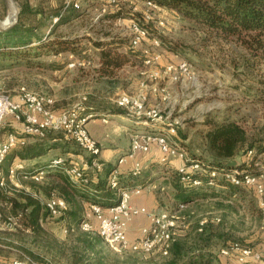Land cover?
Segmentation results:
<instances>
[{"label": "rangeland", "instance_id": "374dc122", "mask_svg": "<svg viewBox=\"0 0 264 264\" xmlns=\"http://www.w3.org/2000/svg\"><path fill=\"white\" fill-rule=\"evenodd\" d=\"M15 1L20 10L23 0ZM29 1L37 3L39 0ZM42 1H45L47 9L58 7L61 12L72 7L66 6V0ZM80 5L76 10L80 16L76 18L71 17L60 23V20L55 22L54 17L38 27V19L34 17V21L30 23H35V31H57L58 34L77 39L79 43H88L92 50V42L98 39L111 41L124 38L127 39V47H131V20L144 21L146 16H150L153 19L148 21L151 34L157 35L161 40V45L156 47L158 52H162L161 60L146 66L143 60L132 57L131 62L120 70L119 77L115 81H109L100 78L96 72V57H92V64L87 66L55 68L52 65L60 62L63 57L69 55L76 59V55L66 52L38 57L32 51L26 58L20 56L19 59H9L7 56H0V92L17 96L19 87L25 85L29 89L53 97L58 108L68 109L82 102L85 107L86 103L93 101L111 108L122 107L127 114V108L120 102L121 95L135 96L144 91L147 95L145 110L155 109L164 121L176 122V137L183 140L182 143L179 140V143L186 147L190 154L206 161L209 156L202 140V132L207 128L203 123L205 119H218L230 113L241 118L249 130L264 122V83L259 82L264 81V62L258 66V72H255L258 80L245 78L244 69H237L233 64V59H241L239 48H232L231 44H218L213 40L204 44L202 32L193 29L177 10L168 9L169 7L163 11L156 10L147 6L144 0H81ZM104 6L106 12H102ZM118 11L122 14L115 19L108 15V12ZM7 15V1L0 0V18L4 19ZM158 17H165L164 25L156 26ZM55 25L58 27L55 28ZM150 44V41H144L136 49ZM180 58L187 59L193 65L196 75L193 80L182 83L171 81L165 76L154 78L151 75L152 72L162 73L166 62ZM39 59L46 61V65L36 64ZM249 83L253 85L250 86L253 94L259 95L261 100L244 97L243 91ZM154 86L166 89L168 98L165 101L153 89ZM111 111L107 110L113 114H103L102 110L92 112L85 122L87 131L102 149L100 157L109 158L114 163L119 156L115 158L114 153L120 150L124 161L120 163L118 160V164L133 167L136 161H140L145 170L148 167L144 166V161L148 156L151 159H161L162 151L156 142H153L147 151H137L133 155L129 153L137 131L148 130L147 127L151 125L159 128L157 130H164L165 125L162 122L151 120L144 124L139 122V117L127 115L129 118H126L125 113L120 115ZM63 135L65 136V133ZM64 139L69 138L65 136ZM28 141H34L33 137ZM59 153H63L59 148L48 149L41 157L20 158L22 162L19 165L31 169L35 163L42 165ZM262 155L263 153L258 154L256 159L250 162L251 166L248 162L246 166L258 171L264 165ZM18 156L20 154L16 155V160ZM177 158L178 156H170L167 162L171 165ZM76 159V165L81 167L83 156L77 155ZM235 159L239 161L237 157ZM13 160L12 157L5 161L4 171H8ZM20 166L13 175L5 173L6 182L0 186V264H75L81 255L84 256L83 261L86 264H188L189 258L199 253L218 254L221 247L233 239L253 246H259L264 240V193L259 194L249 187L245 194L231 197L227 191L217 187V190L200 189L195 192L196 196L192 200L176 202L172 193L163 190L168 186L169 179L157 176L145 185L142 192L146 195L161 193V196L156 198L159 204L167 206L168 209L179 208V213L185 221V226L180 229L175 240L185 245L181 256L176 259L172 251L167 255H161L159 252L149 255L135 252L117 253L112 251L104 240L94 243L91 247L92 233L83 230L79 224L69 225L63 217L52 216L47 211L46 200L51 193L59 191L57 184L60 177L45 175L47 170H41V167L36 168L33 174L27 173V170ZM61 173L67 174L66 170ZM261 181L264 184V177ZM27 197L36 200L41 207L40 221L47 234L34 232L30 223L28 224L29 216L25 215H30L33 206H25ZM85 203L86 214L90 208L87 201ZM181 203L183 206H179ZM19 213L23 214L21 225L15 226L9 218ZM216 218H220V221L214 220ZM202 219L208 221L204 230L202 229L204 240L198 236ZM146 223L144 216L138 217L133 222V232ZM66 227L69 228L68 231H65ZM206 240L208 244H205Z\"/></svg>", "mask_w": 264, "mask_h": 264}, {"label": "trees", "instance_id": "16d2710c", "mask_svg": "<svg viewBox=\"0 0 264 264\" xmlns=\"http://www.w3.org/2000/svg\"><path fill=\"white\" fill-rule=\"evenodd\" d=\"M154 3L175 9L180 16L187 20L193 29L202 32V41L204 44L209 40H213L218 44H231L232 48H239L240 58L233 59L235 68H243L245 78L251 80H258L255 72H258V66L264 62V0H151ZM45 1L39 0L37 3H31L29 0L21 2V9L19 12V20L17 23L7 29L0 31V56H7L11 59H19L20 56L29 57L33 51L38 57L73 53L78 57L89 58L96 56L100 62L98 67H95L96 72L100 78H105L109 81H115L120 75V70L129 62L131 58L135 57L139 60L144 59L143 52L140 49L127 47V39H114L106 41L104 39L94 40L92 42V50L89 53H83L85 49L90 46L88 43H79L77 39L58 34L57 31H49L48 33L35 31L34 17L38 19L36 24L41 27L42 24L51 21L58 16L60 23L68 20L71 17L78 15L77 8L69 7L62 11L58 7H50L47 9ZM121 11L108 12V15L114 19L121 16ZM139 22H143L139 20ZM59 23V24H60ZM58 24V25H59ZM55 25L54 27H58ZM152 35V34H151ZM33 56V55H31ZM239 60L241 63H239ZM70 61L69 55L63 57L60 62L54 63L53 67L67 66ZM36 64L42 66L46 65V61L39 59ZM82 67V66H81ZM263 84L264 81H259ZM249 83L244 89V97L261 100L259 95L253 94ZM47 95V94H46ZM256 95V96H255ZM253 101V100H252ZM52 108L55 111H60L63 108L55 106ZM55 106V107H54ZM112 110L114 113L126 112L122 107H109L94 103L90 101L86 103L85 109L81 110L80 114H89L92 111ZM207 128L202 132V140L204 149L208 153V161L201 159L198 156L191 154L195 159H198L206 168L220 169L223 167L231 168L228 162L238 156H243V162L237 161L234 167H246L247 162L253 156H247L250 150H254L255 156L264 152V122L258 125L255 129H247L242 123L241 118L236 117L230 113L225 114L221 118L208 117L203 121ZM155 130V129H154ZM153 131V129H152ZM9 132H15L19 139L25 138L24 144H18L12 149L6 160L15 157L17 154L19 158H33L41 157L46 154L48 149L59 148L63 153L57 154L55 158L62 157V161L57 166H52L51 158L46 163L40 165H32L31 169L27 168V173H34L36 168L46 169L45 175H57L60 181L57 184L59 191L51 193L60 196L68 203V209L60 215L69 225H78L81 219L85 216L86 206L85 201L91 203L96 202L101 205L111 204L117 199L119 190L131 189L140 186L141 183L154 180L152 171L158 172V177H166L169 179V184L163 190L172 193L176 202H186L192 200L196 191L204 189L221 188L228 192V196H237L246 193L249 188L246 184H235L225 177L217 176L211 177L210 173L203 170H187L185 173L180 172L179 166L173 167L168 162L151 164L149 169H143L142 173L134 174L130 172H121L117 166L110 162L102 160L103 166L99 170L93 167L82 169L84 175L88 178L87 181L80 179L75 181L67 173L63 175L61 172L65 168H69L77 163L76 156L82 155L87 162H91V156L78 145L75 140L64 139L62 130H49L43 137L26 134L22 129V124L16 122L11 117L7 118L2 127L3 137L6 138ZM63 132V133H61ZM33 137L34 141H28ZM60 138L54 140L53 138ZM177 138V137H176ZM182 143L181 138H177ZM160 150V149H159ZM70 152L73 155L69 154ZM56 155L55 153H53ZM5 163V162H4ZM2 163L0 166L3 169ZM61 170H59V169ZM155 168V169H154ZM117 169L118 182L115 186L110 183L111 172ZM94 170L95 173H92ZM104 172V174H102ZM184 177V178H183ZM195 179L203 181L201 185L194 183ZM212 180L213 184L208 181ZM144 186V185H143ZM217 190V189H216ZM142 192V191H141ZM28 201L25 206H33L29 216L28 224L36 233L47 234L46 229L42 226L41 207L38 202L31 197H27ZM168 207H164L167 209ZM163 209V210H164ZM48 211V210H47ZM26 213V212H25ZM44 216V215H43ZM217 222L220 218L214 219ZM208 224H204L203 228ZM198 230V236L203 238L202 230ZM202 228V229H203ZM204 230V229H203ZM89 232V231H87ZM90 237L92 238V247L94 243L104 240L100 234L95 232ZM210 236L207 237L209 240ZM206 240L205 244H208ZM231 241H240L233 239ZM200 242V241H199ZM241 242V241H240ZM204 244V245H205ZM185 245L181 241H174L169 253L172 251L173 256L179 258L183 253ZM199 247V245H198ZM184 249V250H183ZM86 251H83L85 253ZM82 256V255H81ZM79 257L75 264L84 263V256ZM73 262V261H72ZM71 262V263H72ZM228 260L220 254L199 253L192 256L188 260V264H227ZM73 264V263H72Z\"/></svg>", "mask_w": 264, "mask_h": 264}, {"label": "built area", "instance_id": "2783aa9c", "mask_svg": "<svg viewBox=\"0 0 264 264\" xmlns=\"http://www.w3.org/2000/svg\"><path fill=\"white\" fill-rule=\"evenodd\" d=\"M115 2L116 0H110ZM81 0H66V6L80 8ZM147 6L156 10H164L168 8L154 3L151 0H144ZM170 9V8H168ZM102 12H106V7L102 8ZM154 18V17H153ZM55 22L58 17L54 18ZM146 20V21H145ZM141 23L138 20H131L129 34L130 46L139 48L144 41H150V45L141 48L146 66H151L162 58V52H158L156 47L161 45V40L156 35H151V29L148 21L153 20L152 17L146 16ZM165 17H158L156 26L165 24ZM68 66H85L91 63L90 60L73 58ZM154 78L165 76L171 81L186 82L195 78V70L190 61L184 58L171 60L165 63L162 73L152 72ZM153 89L165 101L168 98V93L165 88L154 86ZM147 95L144 91L138 92L135 96L123 94L120 102L127 108V115L139 117L140 121L148 124L151 120L162 122L165 125L163 130H145L137 131L132 139V150L129 155H133L137 151H147L151 148L153 142H156L161 151V161L167 162L168 157L178 156L182 160L179 165L180 172L185 173L187 170H203L210 173L211 177L222 176L235 184H246L254 188L259 194L264 193V184L261 179L264 177V165L258 171L252 170L250 167H223L220 169L206 168L198 159H195L188 152V149L182 146L175 138L178 125L175 122H168L161 119V115L157 110L151 109L146 111L144 103ZM54 98L50 95L29 89L22 85L18 89V95L13 96L10 93L0 92V165L6 161L7 156L14 147L18 144H24L26 139H19L15 132H9L6 138L3 137L2 127L7 118L11 117L16 122L22 124V129L26 134L43 137L49 130H62L66 138L75 140L78 145L91 156V162H87L83 157V165L78 167L76 164L69 168H65L66 172L73 179L88 178L84 175L82 169L93 167L95 170L102 168L103 163L100 157L102 149L100 145L91 137L86 129L85 122L88 120L89 114H80L85 107L83 102L76 104L72 108L55 111L52 108ZM167 122V123H166ZM166 123V124H165ZM262 158L264 159V152ZM259 153V154H261ZM247 156H253L248 161L251 166V161L255 160L254 150H250ZM13 162L8 171L0 169V186L6 182L5 173L13 175L19 168V163L22 162L18 157H13ZM62 157H57L52 160V166H57L61 163ZM124 158L120 157L119 162H123ZM249 166V165H248ZM23 170L27 168L20 166ZM82 168V169H81ZM42 170V169H41ZM143 167L140 161H136L132 171L134 174L142 173ZM184 178V177H183ZM110 183L115 186L118 182L117 169H114L110 174ZM196 185L203 183L200 179H195ZM213 184L212 180L208 181ZM142 187L137 186L131 189L119 190L117 199L108 205H101L96 202L89 204L90 210L81 219L79 226L89 232H97L106 242L107 246L114 252H135L144 255H149L159 252L161 255L169 254L173 242L176 240L180 229L185 226L184 217L179 213V208L164 209L161 211L153 210L146 205L137 204L132 201L134 194H139ZM48 212L52 216H60L68 209L66 200L55 194L51 195L45 203ZM179 206H183L181 203ZM144 216L147 223L139 227L135 232H131L133 222ZM23 214L9 218L12 224L20 226ZM207 219L200 221V230H202ZM30 228L29 225H27ZM69 228L66 227L65 231ZM220 254L227 258V264H264V240L259 246H253L240 241H230L225 246L221 247Z\"/></svg>", "mask_w": 264, "mask_h": 264}, {"label": "crops", "instance_id": "0c3cea01", "mask_svg": "<svg viewBox=\"0 0 264 264\" xmlns=\"http://www.w3.org/2000/svg\"><path fill=\"white\" fill-rule=\"evenodd\" d=\"M78 16H80L79 14L77 15V16H75V18L76 17H78ZM91 51V47H89L88 49H85L84 51H83V53H89ZM71 54V53H70ZM93 57H96V56H93ZM70 58V61L72 60V58H71V56L69 57ZM76 58H79V59H86V60H90L91 61V63H89V64H87V65H90V64H92V57H89V58H83V57H78V56H76ZM97 59H98V57H96ZM69 61V62H70ZM69 62H68V64H69ZM98 62V64L96 65V67H98L99 66V64H100V62H99V60L97 61ZM86 65V66H87ZM68 66V65H67ZM92 112H95V111H92ZM91 112V113H92ZM122 113H125V117L126 118H129L128 116H127V114H126V112H122ZM122 113H116V114H120V115H123ZM103 114H113V113H109V112H107V111H105ZM141 127V126H140ZM148 128V130H152V129H155V130H157V129H159V128H155L154 126H149V127H147ZM150 128V129H149ZM54 140H58V139H60V138H53ZM69 154H72L73 155V153L72 152H70ZM117 155H119L118 157H117V159H115V160H117V161H114V163H112L111 162V159H109V158H107V159H103V157H102V160H104V161H107V162H110V163H112L114 166H117L118 167V169L121 171V172H130L131 170H132V168L133 167H129V166H127L126 164H124V165H122V164H118V160H119V158L121 157V151L119 150V151H116L115 153H114V156H115V158H116V156ZM240 157H241V159H240ZM148 158V159H147ZM146 159V161H144V166H146V167H148V169H149V167H151V164H155V163H158L159 162V158H156V159H151V158H149V156L147 157ZM238 159H239V161L242 163L243 162V159H242V155L241 156H238L237 157ZM181 164V160L180 159H176V160H174L172 163H171V166H173V167H178L179 165ZM155 169V168H154ZM158 172H156V171H152V176H154L155 178H157V176H158ZM161 178H166V177H161ZM144 185V186H143ZM145 185H147V181H145L144 183H141V185H140V187H142V191H143V189L145 188ZM161 196V193H152V195H150V194H145L144 192H141V193H139V194H134V196L132 197V201L133 202H135V203H137V204H142V205H148L147 207H149V208H151V209H153V210H156V211H161V210H163L164 209V206L162 205V204H159V202L157 201L158 199H156V198H159ZM87 204H90L89 202H87ZM131 232L132 233H135V232H133V224H132V226H131Z\"/></svg>", "mask_w": 264, "mask_h": 264}, {"label": "water", "instance_id": "95a60500", "mask_svg": "<svg viewBox=\"0 0 264 264\" xmlns=\"http://www.w3.org/2000/svg\"><path fill=\"white\" fill-rule=\"evenodd\" d=\"M8 4V15L6 18L1 19L0 18V29H7L18 22L19 20V8L16 4L15 0H6ZM237 160L232 159L228 162V166L234 167L237 165Z\"/></svg>", "mask_w": 264, "mask_h": 264}]
</instances>
